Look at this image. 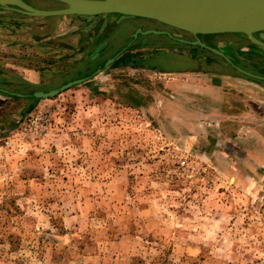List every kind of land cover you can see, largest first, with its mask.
I'll return each mask as SVG.
<instances>
[{"label":"rangeland","instance_id":"374dc122","mask_svg":"<svg viewBox=\"0 0 264 264\" xmlns=\"http://www.w3.org/2000/svg\"><path fill=\"white\" fill-rule=\"evenodd\" d=\"M102 17L0 12V88L48 91L106 63L135 19L97 52L85 40ZM196 38L264 75V47L246 36ZM249 91L257 99H238ZM28 98L0 93V264H264V157L220 145L210 114L264 112L263 80L151 36L84 82Z\"/></svg>","mask_w":264,"mask_h":264},{"label":"water","instance_id":"95a60500","mask_svg":"<svg viewBox=\"0 0 264 264\" xmlns=\"http://www.w3.org/2000/svg\"><path fill=\"white\" fill-rule=\"evenodd\" d=\"M0 0V10L34 17L78 16L97 19L102 15L119 14L136 18L132 25L108 48L111 59L94 71L61 84L56 89L22 94L0 88V93L12 97L46 98L82 83L94 73L101 71L112 59L118 57L132 43L151 36H165L189 44L214 56L225 66L245 77L264 81V75L233 64L215 48L201 42L197 35L240 34L247 37L245 43L264 47V0ZM138 19H143L139 21ZM156 21L157 26L145 25ZM169 27L194 36V40L173 36ZM99 53L95 59L104 56Z\"/></svg>","mask_w":264,"mask_h":264},{"label":"crops","instance_id":"0c3cea01","mask_svg":"<svg viewBox=\"0 0 264 264\" xmlns=\"http://www.w3.org/2000/svg\"><path fill=\"white\" fill-rule=\"evenodd\" d=\"M58 27L59 26H57V28L55 27L54 30L57 31L59 29ZM54 30H51L50 32L53 31L54 33L55 32ZM0 32L2 33L5 31L1 29ZM27 79L30 80L32 83L33 82L37 83L36 79H29V78ZM234 96H236V94H230V95L225 94L223 97H221V100L224 101L225 99H228V101L229 100L234 101V99H232L234 98ZM242 96L244 97V99L243 98L241 99L240 95H238V99L243 101L245 100V98L250 100L257 99V97L254 94V91H249L248 93H245ZM218 99H220V97H218ZM259 101L262 104H264V98L260 99ZM228 104L230 103L228 102ZM224 111L225 110L223 109L218 110L217 108H213V110L210 111V114H212V118H215L216 115L214 114H217L218 116L217 118L212 120V121H218V124L216 127H211L212 128L211 130L216 132L217 131L221 132L222 136L220 137V141H219L220 145L228 146L231 145L232 142H236V144H243V145L252 144V147L250 149L248 148L245 149L246 147L244 148L243 151L244 155H247L248 157H252L253 161L255 162H260L261 158L264 157V112H262L261 109L259 110L252 109V113L249 116L247 115L246 118L237 116L235 119L232 118L230 119L232 120V122L224 123L222 122L223 121L222 119L224 118L219 117V115L223 114ZM232 131L236 134L235 137H233L231 133ZM224 149H225L224 153L228 152L226 147H224Z\"/></svg>","mask_w":264,"mask_h":264},{"label":"flooded vegetation","instance_id":"af4514ba","mask_svg":"<svg viewBox=\"0 0 264 264\" xmlns=\"http://www.w3.org/2000/svg\"><path fill=\"white\" fill-rule=\"evenodd\" d=\"M26 3L32 4L31 0H24ZM0 12H4L0 10ZM113 16V17H112ZM102 21L100 22V25H97V23L94 22L92 27L90 28L88 34L91 36H87L89 39L85 40V44H92L94 45V48L96 47V51H100L104 46L107 44H110L113 39H115L124 29L127 28V26L132 23V21L136 18L134 17H126V16H121L119 14H108L106 17H102ZM87 20L91 21L89 22L90 25L93 23L94 19L93 18H87ZM142 20V19H140ZM151 25H158L156 21H149L148 26ZM182 33V34H181ZM181 35L184 36H190V34L186 32H180ZM191 37V36H190ZM200 38L204 40L205 42L209 43L212 45V41H209L205 39L204 37ZM147 43V40L141 41L140 44ZM96 53V52H95ZM94 53V54H95ZM151 55V53H149ZM92 57V55H90ZM88 56V58H90ZM148 61V60H146ZM102 62V61H100ZM99 64V63H98Z\"/></svg>","mask_w":264,"mask_h":264},{"label":"trees","instance_id":"16d2710c","mask_svg":"<svg viewBox=\"0 0 264 264\" xmlns=\"http://www.w3.org/2000/svg\"><path fill=\"white\" fill-rule=\"evenodd\" d=\"M27 84L29 85V87L35 88V85L29 84V83H27ZM28 100L34 101L36 99H35V97H30V98H28Z\"/></svg>","mask_w":264,"mask_h":264},{"label":"bare ground","instance_id":"6f19581e","mask_svg":"<svg viewBox=\"0 0 264 264\" xmlns=\"http://www.w3.org/2000/svg\"><path fill=\"white\" fill-rule=\"evenodd\" d=\"M2 1H4V0H2Z\"/></svg>","mask_w":264,"mask_h":264}]
</instances>
